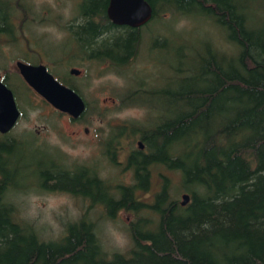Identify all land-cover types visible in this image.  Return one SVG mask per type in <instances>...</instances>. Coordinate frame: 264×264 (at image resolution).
<instances>
[{
	"label": "trees",
	"instance_id": "1",
	"mask_svg": "<svg viewBox=\"0 0 264 264\" xmlns=\"http://www.w3.org/2000/svg\"><path fill=\"white\" fill-rule=\"evenodd\" d=\"M146 1L151 7L149 21L132 28L111 23L105 15L107 0H79L76 15L62 28L80 52L46 60L63 67L75 60L94 61L115 70L134 59L151 22L163 21L167 13L171 16L167 21H172L189 11L219 27L227 47L234 50H221L209 40L192 57L190 73L181 65L188 55L179 45L180 63L173 69L179 88L148 91L139 86L119 97L120 106H146L143 100L133 102L149 94L167 101L159 114L146 117L144 126L122 123L103 142L104 147L139 135L143 150L136 145L126 158L125 167L131 171L127 184L106 179L82 184L80 165L66 166L34 142L31 150L37 159L21 175L19 166H26L19 160L31 153L29 148L12 135L0 134V264H264V14L251 11L253 0ZM15 7L28 10L19 0ZM12 18L16 16L11 11L0 13V36L11 43L24 21L14 27ZM159 38L157 46H150L160 49L165 39ZM26 46L22 59L40 63V57L27 59L35 50ZM3 81L7 83L6 74ZM85 111L86 102L80 119ZM106 156L114 162L113 156ZM153 166L177 172L179 186L174 192L188 194L185 205L169 199L166 175L151 203L138 200ZM19 179L29 180L22 188L33 183L40 190L78 197L86 206L57 238L42 239L31 224L16 218V207L5 201L8 189L21 188L16 185ZM95 206L109 220L120 212L132 215L127 224L130 246L124 252L104 251L85 214Z\"/></svg>",
	"mask_w": 264,
	"mask_h": 264
},
{
	"label": "rangeland",
	"instance_id": "2",
	"mask_svg": "<svg viewBox=\"0 0 264 264\" xmlns=\"http://www.w3.org/2000/svg\"><path fill=\"white\" fill-rule=\"evenodd\" d=\"M15 2L16 0H0V13L5 9L16 16L12 18L11 25L15 27L17 22L24 20L20 22L21 29L14 31V42H7V37L0 36L3 42L0 46V74H6L7 83H3L11 90L19 110V117L7 134L24 141L31 152L25 154L23 160L16 153V158L20 159L19 165L25 162L26 166H19L21 175L27 170L30 161L37 159V153L31 150L34 142L39 145L38 149L62 159L66 166L96 163L100 179L111 180L113 184L129 183L131 171L125 167V160L128 151L136 147L135 139L132 143L123 139L115 143L112 164L102 152L107 129L111 124L118 125L126 121L144 126L146 117L159 114L167 107V101H162L159 94H149L133 102H144L147 108L145 105L120 106L119 97L139 86L148 91L179 88V75L173 70L180 63L176 55L179 45L188 55V59L181 65L190 69V73L192 57L201 52L209 40L221 50H234L233 47H227L222 30L206 17L198 15V12L189 11L185 15H176L172 21H167L171 18L167 13L162 15L163 21L151 22L144 28L138 52L127 65L107 70L105 63L75 60L63 67L46 59L70 57V51H73L72 57L80 52L78 46L72 43L71 36L66 35L62 28L64 22L76 15L79 0H19L28 7L25 12L16 9ZM249 7L255 15L264 14V0H253ZM22 35L25 36L28 46L35 50L34 56L30 54L28 60L34 61L35 57H40V63L46 66L56 80L62 83V79H65L77 88L81 95L78 94L86 102V111L80 121L71 120L68 115L55 111L29 87H26V91L14 64L16 60L26 62L22 56L27 44ZM160 36L165 39V44L161 43L160 49L151 47L150 44L158 45ZM71 67L78 69L79 74L70 75L68 69ZM32 174L36 175L35 171ZM148 174L147 188L137 194L138 200L151 203L164 175L169 178V199L180 200V193L174 192L179 186L177 172L165 170L162 166H153L149 167ZM28 181L19 179L16 185L25 186ZM5 201L16 207V218L31 224L42 239L57 238L63 232L64 225L75 222L86 206L78 197L57 190H40L33 183L24 188L8 189ZM85 214L92 222L104 251L109 254L113 251L124 252L130 246L127 224L132 219L131 214L120 212L116 219L109 220L102 216L101 208L97 206L88 209Z\"/></svg>",
	"mask_w": 264,
	"mask_h": 264
},
{
	"label": "water",
	"instance_id": "3",
	"mask_svg": "<svg viewBox=\"0 0 264 264\" xmlns=\"http://www.w3.org/2000/svg\"><path fill=\"white\" fill-rule=\"evenodd\" d=\"M106 17L118 26L139 27L151 17V7L146 0H107ZM15 67L22 81L43 101L58 112L77 118L84 110L81 96L70 87L60 83L42 63L30 64L15 61ZM70 75H78L79 70L69 68ZM19 117L11 90L0 80V134L7 133ZM139 148L142 144L138 141ZM188 194L180 195V205L188 201Z\"/></svg>",
	"mask_w": 264,
	"mask_h": 264
},
{
	"label": "flooded vegetation",
	"instance_id": "4",
	"mask_svg": "<svg viewBox=\"0 0 264 264\" xmlns=\"http://www.w3.org/2000/svg\"><path fill=\"white\" fill-rule=\"evenodd\" d=\"M149 21V20H148ZM147 21V22H148ZM146 22V23H147ZM145 24V23H144ZM143 24V25H144ZM142 26V25H141ZM159 40H160V38H159ZM159 40H158V43H159ZM3 77H4V74L2 75V74H0V80L2 81V82H4L3 81ZM8 87V86H7ZM45 102V101H44ZM16 105V104H15ZM55 110V109H54ZM19 111V110H18ZM55 111H57V110H55ZM58 112V111H57ZM59 113H61V112H59ZM62 114H65V113H62ZM67 115V114H66ZM69 117V116H68ZM80 117V116H79ZM79 117H77V118H75V119H73V118H70L71 120H75V121H80L81 119L79 118ZM17 121V120H16ZM129 122V121H128ZM125 123H127V121L125 122ZM122 124V123H121ZM121 124H118V125H121ZM115 126H117V124H111L109 127H108V129H107V133H106V135L104 136V138H105V140L106 139H108V138H110V137H113V136H110L109 137V135H112L111 133L114 131V127ZM126 128H128L127 126H126ZM11 130V129H10ZM84 131H86V129L84 130ZM8 132H10V131H8ZM7 132V133H8ZM6 134V133H5ZM1 135H3V134H1ZM124 141H126V139H123ZM121 141H122V139H121ZM140 142V140H139V135H137L136 137H135V144L137 145V142ZM129 142L130 143H132V141H131V139L129 140ZM100 143V142H99ZM115 141H113L112 143H110L109 145H104V149H103V154L104 155H107V154H109L110 156H114V153H115V149H116V147H115ZM141 143V142H140ZM137 148L138 149H140V150H143V146L141 147V148H139L138 147V145H137ZM130 151H132L131 149L128 151V154H127V156H126V158L128 157V155H129V152ZM106 158H107V156H106ZM108 160V159H107ZM126 161V160H125ZM80 174H79V177L80 178H82V180H81V183L82 184H85L88 180H92V182L94 183L95 182V180H100V177L98 176V172H97V168H96V163H91V164H89V165H87V164H85V163H82V164H80ZM88 179V180H87ZM82 202L84 203V201L82 200ZM123 213V212H122ZM118 216V215H117ZM132 219H129V222L131 221Z\"/></svg>",
	"mask_w": 264,
	"mask_h": 264
}]
</instances>
